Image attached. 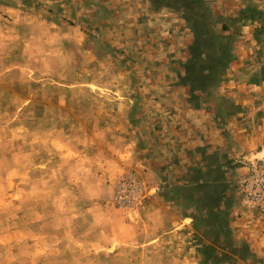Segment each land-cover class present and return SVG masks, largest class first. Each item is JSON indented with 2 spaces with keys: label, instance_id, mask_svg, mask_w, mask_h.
I'll list each match as a JSON object with an SVG mask.
<instances>
[{
  "label": "crops",
  "instance_id": "obj_1",
  "mask_svg": "<svg viewBox=\"0 0 264 264\" xmlns=\"http://www.w3.org/2000/svg\"><path fill=\"white\" fill-rule=\"evenodd\" d=\"M92 3L101 46L37 49L56 81L87 88L86 107L69 121L98 137L88 141L86 169L134 171L152 196L139 223L157 233L164 217L168 232L183 228L190 264H264V216L241 213L234 192L247 160L264 154L257 81H239L248 62L241 14L222 0Z\"/></svg>",
  "mask_w": 264,
  "mask_h": 264
},
{
  "label": "rangeland",
  "instance_id": "obj_2",
  "mask_svg": "<svg viewBox=\"0 0 264 264\" xmlns=\"http://www.w3.org/2000/svg\"><path fill=\"white\" fill-rule=\"evenodd\" d=\"M92 1L0 0V264H190L181 257L193 248H184L183 228L168 232L164 217L157 233L139 223L152 196L134 171L86 169L88 141L98 137L73 121L87 88L62 85L56 67L39 65L38 46H101L102 34L91 33ZM222 1L243 18L248 62L238 66L239 81H257L254 106L263 113L264 0ZM258 165L264 154L234 181L236 203L252 218L264 216V205L246 203L238 180Z\"/></svg>",
  "mask_w": 264,
  "mask_h": 264
},
{
  "label": "built area",
  "instance_id": "obj_3",
  "mask_svg": "<svg viewBox=\"0 0 264 264\" xmlns=\"http://www.w3.org/2000/svg\"><path fill=\"white\" fill-rule=\"evenodd\" d=\"M238 186L246 203L264 205V165L254 166L248 174L241 176Z\"/></svg>",
  "mask_w": 264,
  "mask_h": 264
}]
</instances>
